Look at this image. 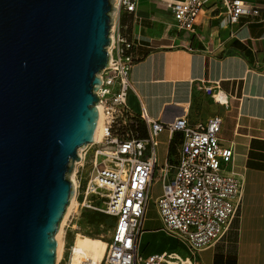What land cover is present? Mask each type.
Wrapping results in <instances>:
<instances>
[{
	"label": "water",
	"instance_id": "water-1",
	"mask_svg": "<svg viewBox=\"0 0 264 264\" xmlns=\"http://www.w3.org/2000/svg\"><path fill=\"white\" fill-rule=\"evenodd\" d=\"M113 11L112 0H0V264H55Z\"/></svg>",
	"mask_w": 264,
	"mask_h": 264
},
{
	"label": "built area",
	"instance_id": "built-area-1",
	"mask_svg": "<svg viewBox=\"0 0 264 264\" xmlns=\"http://www.w3.org/2000/svg\"><path fill=\"white\" fill-rule=\"evenodd\" d=\"M138 0H112L115 11L106 47L108 65L99 73L101 84L96 91L98 117L102 132L96 140L77 149L83 160L73 165L74 200L78 199L85 180L82 206L114 218V225L98 261L82 257L79 264H198V252L220 240L235 218L241 201V178L231 168L232 143L223 146L220 132L223 117L213 114L204 121L191 123L186 116L163 123L151 118L143 106L135 112L128 105L132 85L128 74L133 64L137 39L118 24L120 10L133 13ZM177 33H197L198 17L203 10H220L228 24L241 16H257L251 0H170L167 2ZM214 38L208 40L213 51ZM216 85V84H215ZM206 91L222 94L217 86ZM138 118L145 130L139 137L135 127ZM166 132L169 141L179 136L175 152L161 162L157 136ZM91 150L90 176L83 177L85 155ZM156 178L161 194L155 207L162 230L175 236L185 247L186 255L176 250L144 255L139 250V237ZM94 196L96 201L90 199ZM73 247L70 248V255ZM55 264H73L63 252Z\"/></svg>",
	"mask_w": 264,
	"mask_h": 264
},
{
	"label": "crops",
	"instance_id": "crops-1",
	"mask_svg": "<svg viewBox=\"0 0 264 264\" xmlns=\"http://www.w3.org/2000/svg\"><path fill=\"white\" fill-rule=\"evenodd\" d=\"M168 1L138 0L133 13L120 10L116 18L138 41L128 74L132 85L128 105L135 112L143 106L151 118L163 123L182 116L191 123L213 114L223 117L219 136L223 146L232 143L231 168L241 178V201L227 232L201 249L197 261L264 264V0H251L257 16H241L232 25L220 10H203L196 34L175 32ZM210 38L215 40L212 52L207 50ZM214 85L226 97L227 106L211 102L200 118L197 102L204 103L206 89ZM163 133L165 155L169 137ZM84 185L85 180L77 206H82ZM90 199L96 201L94 196ZM113 225L109 216L104 224L107 237ZM147 234H158L162 242L148 248L143 237L138 247L144 255L177 251L181 243L162 229L143 232Z\"/></svg>",
	"mask_w": 264,
	"mask_h": 264
},
{
	"label": "rangeland",
	"instance_id": "rangeland-1",
	"mask_svg": "<svg viewBox=\"0 0 264 264\" xmlns=\"http://www.w3.org/2000/svg\"><path fill=\"white\" fill-rule=\"evenodd\" d=\"M210 96V97H209ZM206 99L204 100V103H201L200 101L197 102L198 104V115L201 118L204 116L206 113L209 111V104L211 102H215L214 99L212 98L211 94L207 93ZM157 140L159 142L158 144V152H159V162H161L163 159V155L165 152V133H160L157 136ZM80 149H83L81 147ZM81 154V159L80 162L83 160L82 153ZM91 154L92 151L89 150L87 154L85 155V161H84V167H83V177L88 178L90 176V159H91ZM79 156V155H78ZM165 156V155H164ZM73 174V170L70 174ZM161 194V183L154 178L152 184H151V192L150 196L147 202V207L142 223V233L140 234L139 237V242L141 239L144 237L145 238V243H149L148 248L153 247L151 244H154V246H157L162 242L161 237L158 234H147L143 235V232L148 231V230H159L162 228V225L160 223V220L158 218V214L156 211L155 207V200L156 198ZM74 199V198H73ZM92 210L88 208L81 207V205H76L75 200L73 202V205L69 209V212L67 216L65 217V220L63 224L61 225V233H60V240L62 244L61 248V253L63 252L65 258H71L73 260V257H76L75 254V240L77 236H88L91 238H99L103 242L107 240L108 236V228L103 225L102 226H94V225H89L86 222L85 219V214L91 212ZM59 229V228H58ZM58 231V230H57ZM139 245V243H138ZM178 246V252L181 255H186V251H184V247L181 245V243L177 244ZM73 247V252L70 255V248ZM60 258V256H59ZM98 261V260H97Z\"/></svg>",
	"mask_w": 264,
	"mask_h": 264
},
{
	"label": "bare ground",
	"instance_id": "bare-ground-1",
	"mask_svg": "<svg viewBox=\"0 0 264 264\" xmlns=\"http://www.w3.org/2000/svg\"><path fill=\"white\" fill-rule=\"evenodd\" d=\"M215 98H216L215 102L224 101V97L220 93L216 94ZM101 132H102V123H101V116L99 115L93 140H96L101 134ZM70 178L73 179V174L71 175ZM73 198L70 201L63 218L61 219V222L59 224V229L56 234V239H57L56 261H58L59 259L61 248H62V244L60 240V233H61V227H62L61 225L63 224L65 217L67 216L69 212V209L73 205V202H74ZM74 247L76 249L75 250L76 257H73V260L71 261L73 264H79L82 257L90 258L92 261H96L100 259L102 257V254L105 248V242H103L99 238H91L88 236H77Z\"/></svg>",
	"mask_w": 264,
	"mask_h": 264
},
{
	"label": "trees",
	"instance_id": "trees-1",
	"mask_svg": "<svg viewBox=\"0 0 264 264\" xmlns=\"http://www.w3.org/2000/svg\"><path fill=\"white\" fill-rule=\"evenodd\" d=\"M135 124L136 125H135L134 129L137 131V133H138L137 135L139 137H145L144 127L138 118H135ZM178 141H179L178 135L174 136V138H172L169 141V144H168V155L169 156H172L174 154ZM237 213H238V211H237ZM237 213H236V215H237ZM84 216H85L86 222L89 225H94L97 227L104 225L107 221V218L109 217V216H107L101 212H97V211H91V212L85 214ZM110 218H112V217H110ZM234 219H236V216ZM234 219L232 220V222H234Z\"/></svg>",
	"mask_w": 264,
	"mask_h": 264
}]
</instances>
